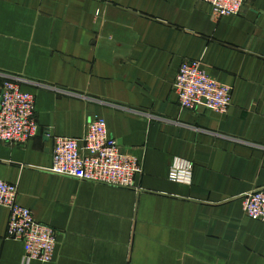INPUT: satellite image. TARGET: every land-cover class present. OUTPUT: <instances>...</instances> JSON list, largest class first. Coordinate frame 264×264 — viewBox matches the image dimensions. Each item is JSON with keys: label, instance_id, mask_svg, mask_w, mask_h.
<instances>
[{"label": "crops", "instance_id": "crops-1", "mask_svg": "<svg viewBox=\"0 0 264 264\" xmlns=\"http://www.w3.org/2000/svg\"><path fill=\"white\" fill-rule=\"evenodd\" d=\"M186 59L232 88L225 113L179 107ZM4 81L34 96L39 129L0 142V180L56 245L25 262L0 205V264H264V223L242 209L264 189V0L216 19L201 0H0ZM96 117L138 160L132 188L50 172L52 136ZM175 159L189 183L168 179Z\"/></svg>", "mask_w": 264, "mask_h": 264}, {"label": "built area", "instance_id": "built-area-1", "mask_svg": "<svg viewBox=\"0 0 264 264\" xmlns=\"http://www.w3.org/2000/svg\"><path fill=\"white\" fill-rule=\"evenodd\" d=\"M209 3L213 18L237 15L245 0H201ZM181 109L198 107L225 113L232 100V88L207 74L201 62L183 60L173 83ZM35 98L12 81H4L0 88V142L24 144L38 133ZM49 135V134H48ZM50 172L117 187L132 188L141 172L138 160L124 152L108 133L102 117L87 122L81 138L52 136ZM168 179L189 183L191 165L175 159ZM17 186L0 180V205L9 211L6 237L23 243L25 262L53 260L56 235L53 228L40 223L28 208L17 203ZM245 215L264 223V189L246 193L242 198Z\"/></svg>", "mask_w": 264, "mask_h": 264}]
</instances>
